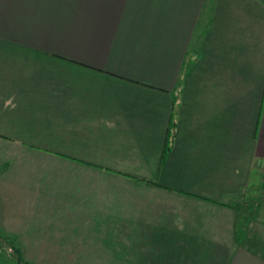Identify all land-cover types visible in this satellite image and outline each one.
<instances>
[{
	"label": "crops",
	"instance_id": "0c3cea01",
	"mask_svg": "<svg viewBox=\"0 0 264 264\" xmlns=\"http://www.w3.org/2000/svg\"><path fill=\"white\" fill-rule=\"evenodd\" d=\"M262 156L259 0H0V228L27 249L264 264L234 200Z\"/></svg>",
	"mask_w": 264,
	"mask_h": 264
},
{
	"label": "rangeland",
	"instance_id": "374dc122",
	"mask_svg": "<svg viewBox=\"0 0 264 264\" xmlns=\"http://www.w3.org/2000/svg\"><path fill=\"white\" fill-rule=\"evenodd\" d=\"M256 166L257 168L251 177V183L235 195L234 200L242 214L240 226L243 225L244 217L247 215L251 218L249 223L252 227L261 228L264 231V156L257 160ZM40 227L30 228V230ZM262 235L264 236V234ZM37 237L40 236L37 235ZM26 238L29 237L27 235L13 236L0 228V264H73L69 259H62L64 252H43L27 249L24 244ZM53 253L56 258L60 257L62 260H52L51 256H54H50V254Z\"/></svg>",
	"mask_w": 264,
	"mask_h": 264
},
{
	"label": "trees",
	"instance_id": "16d2710c",
	"mask_svg": "<svg viewBox=\"0 0 264 264\" xmlns=\"http://www.w3.org/2000/svg\"><path fill=\"white\" fill-rule=\"evenodd\" d=\"M259 1L261 3H263V5H264V0H259ZM173 129H174V120H173V114L171 113V119L169 121V125H168V129H167V134H166V137H165V142H164V145H163L161 158L164 157L165 153L167 152V150L170 147V143H171L172 136H173Z\"/></svg>",
	"mask_w": 264,
	"mask_h": 264
}]
</instances>
